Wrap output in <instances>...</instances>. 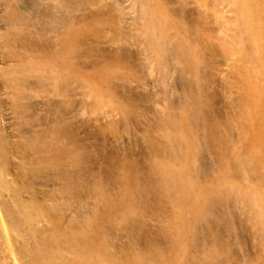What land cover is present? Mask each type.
<instances>
[{
	"label": "rangeland",
	"instance_id": "obj_1",
	"mask_svg": "<svg viewBox=\"0 0 264 264\" xmlns=\"http://www.w3.org/2000/svg\"><path fill=\"white\" fill-rule=\"evenodd\" d=\"M69 16L68 106H40L67 110L70 150L22 177L35 221L0 264H264V0Z\"/></svg>",
	"mask_w": 264,
	"mask_h": 264
},
{
	"label": "bare ground",
	"instance_id": "obj_2",
	"mask_svg": "<svg viewBox=\"0 0 264 264\" xmlns=\"http://www.w3.org/2000/svg\"><path fill=\"white\" fill-rule=\"evenodd\" d=\"M70 20L69 0H0V235L12 252L19 233L11 230L21 228V217L35 221L23 210L35 193L22 177L41 156L70 150L67 110L40 106L53 97L68 106Z\"/></svg>",
	"mask_w": 264,
	"mask_h": 264
}]
</instances>
